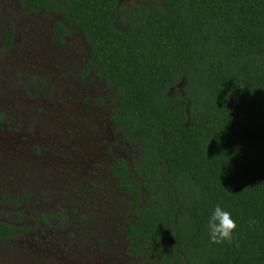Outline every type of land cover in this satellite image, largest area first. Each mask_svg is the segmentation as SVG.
I'll return each instance as SVG.
<instances>
[{"label":"trees","instance_id":"obj_1","mask_svg":"<svg viewBox=\"0 0 264 264\" xmlns=\"http://www.w3.org/2000/svg\"><path fill=\"white\" fill-rule=\"evenodd\" d=\"M158 1L72 0L62 13L140 148L132 243L144 264H264V0Z\"/></svg>","mask_w":264,"mask_h":264},{"label":"flooded vegetation","instance_id":"obj_2","mask_svg":"<svg viewBox=\"0 0 264 264\" xmlns=\"http://www.w3.org/2000/svg\"><path fill=\"white\" fill-rule=\"evenodd\" d=\"M54 1L0 0V264H144L129 233L146 203L140 148L63 18L72 0Z\"/></svg>","mask_w":264,"mask_h":264}]
</instances>
